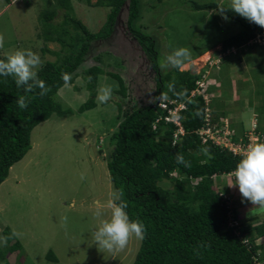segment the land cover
I'll list each match as a JSON object with an SVG mask.
<instances>
[{
	"label": "rangeland",
	"instance_id": "rangeland-1",
	"mask_svg": "<svg viewBox=\"0 0 264 264\" xmlns=\"http://www.w3.org/2000/svg\"><path fill=\"white\" fill-rule=\"evenodd\" d=\"M69 1L70 14L86 24L90 31L97 32L102 27L107 7L88 5L85 0ZM57 2L0 0V34L4 36L0 55L6 57L18 49H30L40 56L42 64L56 60V55L41 49L46 47L61 52L59 43L45 42L43 38L46 23L42 15L53 12L52 23L62 21L65 8L59 7ZM140 3L142 10L137 26L154 39L158 63L174 49L189 48L191 61L179 70L201 75L199 83L207 86L203 85L199 93L206 101H211V109L216 114L219 106L225 110V116L219 119L222 126L227 123L226 129L231 128L229 123L235 113L239 114L242 101H246L247 109L263 104L264 39L257 37L258 45L244 50L243 60L238 61L241 52L236 53L237 47L228 48V52L221 48L225 37L238 32V24L223 19L213 10H189L186 0H140ZM125 11L121 10L112 35L94 43V48L76 70L72 83L58 90L56 99L72 113L52 115L35 126L30 134L29 150L10 167L8 176L0 184V235L4 227L22 233L16 238L21 249L5 253L8 264H132L134 260L140 240L133 238L124 250L108 252L95 244L92 235L99 225L94 217L96 203L106 204L114 190L106 166L110 149L107 137L118 122L114 101H121L123 108L146 105L155 87L148 59L125 27ZM100 53L101 62L97 63L95 57ZM96 64L121 77L127 97L120 99L116 79L100 75L95 90L96 106L79 113L78 107L89 97L86 81L81 76L82 68ZM105 85L112 86L114 98L102 104L98 94ZM238 98L241 100L235 106ZM245 116L249 118L250 115L243 114V120ZM235 121L237 123V117ZM254 121L246 130L247 134L239 136V142L232 148L241 145L238 151L245 153L246 145L248 148L254 141L249 140L255 136L252 132L256 126ZM249 123L245 122L246 126ZM260 123L264 130V121ZM245 137L247 143L243 141ZM234 182L233 173L219 178V190L229 206L230 221L233 223L231 218L235 212L240 218L239 226L254 233L256 227L264 225V210L246 200L242 202L238 187L229 186ZM105 212L108 218L110 211L105 209ZM64 216L68 217L66 226L62 224ZM260 241L264 245V236ZM7 246L0 248L4 250ZM49 251L54 259H47Z\"/></svg>",
	"mask_w": 264,
	"mask_h": 264
},
{
	"label": "trees",
	"instance_id": "trees-1",
	"mask_svg": "<svg viewBox=\"0 0 264 264\" xmlns=\"http://www.w3.org/2000/svg\"><path fill=\"white\" fill-rule=\"evenodd\" d=\"M85 1L88 5L109 9L97 32L90 31L86 24L70 14L69 0L57 2L59 7L65 8L59 23H52L53 12L42 15L46 23L44 41L57 42L61 46V52L50 51L46 47L41 49L58 57L44 62L37 70L39 79L51 88L46 96L41 98L37 94L39 89L25 93L23 88H17L12 77L0 76V184L8 176L10 167L29 150L30 134L35 126L52 115L72 113L56 99L58 90L66 85L63 75L69 74L68 84L72 83L76 70L94 48V43L112 35L121 10L126 9L125 27L145 53L155 84L151 103L123 108L121 101H114L118 122L116 129L107 137L110 149L106 166L112 187L123 191L129 219L141 221L146 229L132 264H264V245L260 241L264 236V225L256 227L254 233L244 229L239 226L240 218L235 212L232 223L229 206L219 190V178L234 173L244 153L233 152L211 139L204 142L198 134L204 126L205 109L208 107L203 96L194 93L201 75L176 68L162 71L154 39L137 26L142 10L140 0ZM220 4L213 0H186L185 6L193 11H215ZM225 14L240 29L222 40V51L227 52L228 48L235 46L238 49L236 53L241 52L238 61H242L244 50L258 45L253 40L263 35L264 29L234 12ZM100 56L101 53L95 57L97 63L101 62ZM4 58L0 55V59ZM104 74L117 80L119 89L116 92L120 99L127 97L126 87L118 74L106 71L98 64L83 67L81 76L86 81L89 97L78 107L79 113L96 106L97 79ZM173 81L176 92L187 89L189 97L197 102L195 106L168 92L167 85ZM165 92H168V99L162 101L159 97ZM21 95L30 97L26 109L17 106L16 99ZM162 103L165 108H162ZM178 103L184 106L177 112L183 133L173 122L164 120L165 116H172L168 109ZM197 107L201 110L199 117L193 115ZM213 115L217 121L219 114ZM229 124L234 131L230 140L237 144L238 137L246 134L239 132L233 122ZM263 131L259 125L254 128L260 142H264ZM243 141L248 142L246 137ZM202 147L209 148L214 159L208 161L200 152ZM177 153H182L191 162L190 168L176 163ZM11 232L9 227H4L1 234L7 236ZM7 245L4 250L0 248V264H8L5 258L7 251L21 249L16 238L9 239ZM46 257L54 259L50 251Z\"/></svg>",
	"mask_w": 264,
	"mask_h": 264
},
{
	"label": "clouds",
	"instance_id": "clouds-1",
	"mask_svg": "<svg viewBox=\"0 0 264 264\" xmlns=\"http://www.w3.org/2000/svg\"><path fill=\"white\" fill-rule=\"evenodd\" d=\"M15 2V0H14ZM227 20L228 17L225 13L228 11L234 12L247 21L256 24L264 29V0H227V6H224L223 0L215 10ZM4 47V36L0 34V49ZM228 52V50H227ZM192 53L189 48L180 47L174 49L171 53L167 54L161 61L159 67L161 69L176 68L179 69L185 63L190 62ZM42 66L40 56L30 49H18L6 55L4 59H0V76L12 77L15 81L17 88H23L25 93H32L39 89L37 93L41 98L46 96L51 88L38 77V69ZM63 80L67 85L70 81V75L64 74ZM206 86V84H204ZM168 92L173 93L178 99L185 101L186 104L196 105V101L189 97L187 89H182L180 92L175 91V82H170L167 85ZM200 87L194 93H199ZM168 92L162 93L159 97L164 101L168 99ZM208 92V91H207ZM209 93V92H208ZM203 96V95H202ZM113 88L111 85H105L99 90L98 100L100 103H108L113 100ZM204 98V96H203ZM208 107L205 109L204 126L206 113L210 116V125L221 127L222 122L219 121L223 116H219L215 121L213 110L211 109V101H206ZM30 102V97L21 95L16 99L17 106L20 109H26ZM152 102L151 100L149 101ZM210 104V107H209ZM162 105H164L162 103ZM166 106H162L165 108ZM184 108L183 104L178 103L175 107L168 109V114L171 117L165 116V121L173 122L178 131L183 133V127L178 118V111ZM176 109L175 113L171 111ZM193 115L199 117L201 110L197 107ZM177 119L178 123H175ZM201 127L200 129L204 128ZM254 128L252 132L254 133ZM199 129V130H200ZM198 130V131H199ZM200 152L207 158L208 161L214 159L211 150L207 147H202ZM176 163L183 165L185 168L191 167V162L186 160L182 153H177L175 156ZM235 182L229 186L238 187L239 193L242 197V202L245 200L252 205L257 206L260 210H264V142L257 139L251 143L246 149L245 153L236 165L233 173ZM81 179H84L81 174ZM127 203L123 199V191L114 189L106 204L100 202L96 203L94 217L99 220V225L93 232V240L101 250L108 252L122 251L126 248L129 241L133 238L143 240L145 238V226L139 220H130L126 212ZM105 209L110 211L108 218H105ZM68 217H62V224L66 226ZM22 233L13 230L9 235H0V246H6L9 239L19 238ZM263 264V263H260Z\"/></svg>",
	"mask_w": 264,
	"mask_h": 264
},
{
	"label": "built area",
	"instance_id": "built-area-1",
	"mask_svg": "<svg viewBox=\"0 0 264 264\" xmlns=\"http://www.w3.org/2000/svg\"><path fill=\"white\" fill-rule=\"evenodd\" d=\"M257 37H259L260 39H264V34L263 35H258ZM257 37L255 40H257ZM262 41V40H261ZM203 85L202 83H198V86L203 89ZM164 106V105H163ZM176 109L172 110V113H175ZM205 126L204 128L200 129L198 131V134L201 136L202 140L205 142L207 139H211L213 140L215 143L217 144H221L223 146L228 147L229 149H231L233 152H238V150L242 147L241 145H237V149L232 148L233 145L236 146V144H233L230 140L231 135H233V132L230 128L229 130L226 129L227 123H225L223 126L221 127H216V126H211L210 125V116L209 114L206 113L205 115ZM175 123H178L177 119L174 120ZM254 139L253 142H255L257 139L260 140V138L255 135L254 137H249V140ZM250 145V143L248 144V146ZM246 149H247V145H246ZM256 264H260V263H256Z\"/></svg>",
	"mask_w": 264,
	"mask_h": 264
},
{
	"label": "crops",
	"instance_id": "crops-1",
	"mask_svg": "<svg viewBox=\"0 0 264 264\" xmlns=\"http://www.w3.org/2000/svg\"><path fill=\"white\" fill-rule=\"evenodd\" d=\"M234 78V77H233ZM230 81H232V82H234L233 81V79L231 78V80ZM238 85H236V87H237ZM236 90H238V88L236 89ZM240 90V89H239ZM238 90V91H239ZM237 91V92H238ZM240 100H241V98H240ZM239 98H238V101H235V106H236V104H239ZM219 102H222V101H219ZM245 103H246V101H242V103H241V105H240V107H238L239 109H240V112H239V114H237V113H235V117H234V119L232 120V122H233V124H235V126L236 127H238V125H239V129L237 128V130H239V132H243V134H247V129H249L250 128V124L254 121L255 123H256V125H261V123H260V121L262 120V122L264 121V116H262L263 114L262 113H264V102H262L263 104V106L260 104V105H258V106H252V109H247V107H246V105H245ZM219 108V111H218V113L217 114H219V116H225V115H223V114H221V113H224V109L221 107V106H219L218 107ZM216 110V109H215ZM263 111V112H262ZM214 112V111H213ZM217 112V111H216ZM215 113V112H214ZM249 114L250 116H249V118H247L246 116L244 117V120H243V114ZM238 116H240V117H238ZM236 117H237V123H236ZM247 120V121H246ZM250 121V123H249V125L248 126H246V124H245V122H249ZM260 123V124H259ZM259 133H261L260 131H258ZM262 135L264 136V131L262 132Z\"/></svg>",
	"mask_w": 264,
	"mask_h": 264
}]
</instances>
